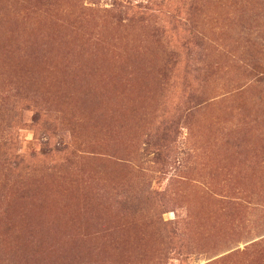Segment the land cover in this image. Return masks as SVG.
Returning <instances> with one entry per match:
<instances>
[{
    "label": "rangeland",
    "instance_id": "obj_1",
    "mask_svg": "<svg viewBox=\"0 0 264 264\" xmlns=\"http://www.w3.org/2000/svg\"><path fill=\"white\" fill-rule=\"evenodd\" d=\"M66 263L264 264V0H0V264Z\"/></svg>",
    "mask_w": 264,
    "mask_h": 264
},
{
    "label": "bare ground",
    "instance_id": "obj_2",
    "mask_svg": "<svg viewBox=\"0 0 264 264\" xmlns=\"http://www.w3.org/2000/svg\"><path fill=\"white\" fill-rule=\"evenodd\" d=\"M37 213H38V212H37ZM43 213H44V212H43ZM46 213H47V212H46ZM51 213H52V212H51ZM52 214H54V213H52ZM30 215H32V214H30ZM49 215H50V214H49ZM49 215H46V216H49ZM44 216H45V215H44ZM33 217H34V216H33ZM50 217H51V216H50ZM50 217H49V218H50ZM59 217H60V216H59ZM59 217H57V218L59 219ZM27 218H28V217H27ZM30 218H31V216H30ZM43 218H44V217H43ZM61 218H62V216H61ZM61 218H60V219H61ZM64 218H65V217H64ZM64 218H63V219H64ZM33 219H34V218H32V220H33ZM45 219H46V217H45ZM45 219H44V220H45ZM47 219H48V218H47ZM53 219H54V218H53ZM65 219H66V218H65ZM34 220H36V219H34ZM54 220H55V219H54ZM61 221H62V219H61ZM28 222H29V221H28ZM30 222H31V221H30ZM47 222H48V221H47ZM55 222H57V221H55ZM55 222H54V223H55ZM64 222H65V221H64ZM66 222H67V221H66ZM66 222H65V223H66ZM68 222H69V221H68ZM42 223H43V222H42ZM45 223H46V222H45ZM48 223H49V222H48ZM54 223H53V224H54ZM28 224H29V223H28ZM51 224H52V223H51ZM19 225H20V224H19ZM26 225H27V224H26ZM62 225H63V223H62ZM67 225H68V223H67ZM56 226H57V225H56ZM48 227H49V226H47V228H48ZM50 227H51V225H50ZM58 227H60V226H57V228H58ZM53 228H54V226H53ZM55 228H56V227H55ZM61 228H62V227H61ZM61 228H60V229H61ZM60 229H59V230H60ZM56 230H57V229H56ZM65 230H66V229H65ZM65 230H64V231H65ZM44 231H45V230H44ZM60 232H61V231H60ZM48 233H49V232H48ZM55 233H56V232H55ZM57 233H58V232H57ZM63 233H64V232H63ZM43 236H44V235H43ZM53 237H54V236H53ZM42 238H43V237H42ZM56 238H57V237H56ZM38 239H39V238H38ZM43 239H44V238H43ZM45 239H46V238H45ZM38 241H39V240H38ZM45 241H46V240H45ZM43 242H44V241H43ZM53 243H54V241H53ZM40 244H41V243H40ZM43 244H44V243H43ZM48 244H49V243H48ZM34 246H35V245H34ZM39 246H40V245H39ZM58 246H59V245H58ZM60 246H61V245H60ZM60 246H59V247H60ZM34 248H35V247H34ZM52 249H53V248H52ZM45 250H46V249H45ZM64 251H65V250H64ZM67 251H68V250H67ZM56 252H58V251H56ZM43 254H44V252H43ZM57 254H58V253H57ZM41 255H42V254H41ZM58 255H59V254H58ZM58 255H57V256H58ZM62 255H63V254H62ZM64 255H65V254H64ZM33 256H34V255H33ZM44 257H45V256H44ZM55 257H56V254H55ZM58 257H59V256H58ZM33 258H34V257H33ZM75 258H76V257H75ZM75 258H73V259H75ZM59 260H60V259H59ZM34 262H35V261H34ZM52 262H53V260H52ZM55 262H56V261H55ZM66 264H67V263H66Z\"/></svg>",
    "mask_w": 264,
    "mask_h": 264
}]
</instances>
